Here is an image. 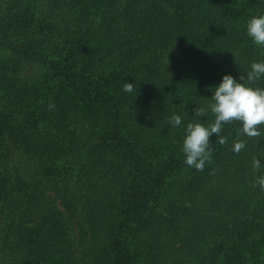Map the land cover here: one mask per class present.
<instances>
[{"label":"trees","instance_id":"obj_1","mask_svg":"<svg viewBox=\"0 0 264 264\" xmlns=\"http://www.w3.org/2000/svg\"><path fill=\"white\" fill-rule=\"evenodd\" d=\"M259 13L264 0H0V264H74L69 252L89 242L80 199L84 191L92 192L86 190L91 186L79 185L78 177L91 174L99 163L117 167L116 192L108 195L111 205L120 202L121 211L108 244L111 264H142V255L129 243L160 205L168 184L182 172L212 171L220 150L241 136L240 141L249 139L239 145L238 168L248 193L236 195L234 214L218 216L212 210L199 216L195 229L188 226L190 217L183 231L188 227L194 233L190 248L196 254L175 264H257L264 238V189L257 183L264 176V122L254 135L239 120L223 122L210 137L204 170L185 163L182 144L190 43L203 50L201 34L215 36L217 24L228 23L219 28L220 48L211 53L209 66L223 67V53H229L236 58L232 74L247 73L252 61L264 60V46L246 31L248 19ZM28 69L36 72L29 81L38 78L43 94L21 131L8 90L23 82L15 80ZM161 71L170 90L166 112L182 117L180 125L166 129L165 146L141 142L127 109L149 74ZM126 81L134 83V92L124 90ZM251 83L264 87V75ZM50 131L49 150L31 158L20 141L32 132ZM96 180L104 181L100 175ZM189 188L184 184L181 199Z\"/></svg>","mask_w":264,"mask_h":264},{"label":"rangeland","instance_id":"obj_2","mask_svg":"<svg viewBox=\"0 0 264 264\" xmlns=\"http://www.w3.org/2000/svg\"><path fill=\"white\" fill-rule=\"evenodd\" d=\"M227 26L228 23L217 24L219 28ZM219 28L215 36L201 34L200 42L204 45L203 50H199L196 45L190 43L189 56L184 73V80L188 79L186 75L190 74L191 76V84L188 83L185 90V130L190 122L199 121L208 125L214 122L215 113L210 108L212 103L211 95L212 91H214L212 87L220 82L222 75L227 72L228 68L231 74L235 72L233 68H235L236 58L229 53H223V55L227 56V58L224 57L226 61L223 67L211 68L209 66L212 63L211 53L218 51L220 48L216 41L220 34ZM164 38L169 43L165 36ZM149 49H154L152 44ZM151 52L149 51L147 54L145 64L148 63ZM164 55L165 63L167 64V51L164 52ZM130 74L128 71L127 75L131 80ZM29 75L34 78L36 72L28 69L26 73L15 80V82L20 80L23 82L8 90L11 91L10 101L12 106H14L12 108L17 113V128L21 129V131H25L28 128L31 122V113L42 101L43 91L40 89L42 83L38 81V78L35 82L29 81L31 80ZM208 75H213V78L208 80ZM3 94L4 92H1L0 96L2 97ZM169 97L170 90L167 77L164 71H161L150 73L146 84L137 92L135 91L134 95L129 99L130 105L127 106L128 115L132 118L133 126L137 127L138 134L143 135L142 138L144 140L141 142L153 143L160 141L163 143L162 146L166 145V129L171 127L170 115L166 112ZM5 105L10 107L9 103H5ZM196 108H203L204 112H195ZM51 135V131L39 134L32 132L20 142L29 151L31 158L44 156L49 150H46V148L51 143L49 140ZM241 137L237 142L235 138L228 141L227 147L220 150V155L217 154L218 161L215 163L218 166L216 165V168L213 166L212 171H195L194 169V172L191 173L182 172L179 174L180 176L168 184L160 205L137 226L131 237L130 248L138 253L139 257L142 255L140 263L175 264L178 258L189 259L194 257L196 252L190 248V241L194 237V233L188 227L186 231H183L185 223L187 224L190 217L192 224L189 223L188 226L195 229L200 220L199 216L202 217L207 212L213 210L218 216L235 213L234 202L236 195L248 193L245 189L246 182H244L242 174L238 171L241 162L239 152L242 150L239 147L235 148V144L237 146L242 144L243 146L248 143L249 139L240 141ZM56 143H58L57 140ZM56 143H53L52 147L56 146ZM109 161L117 166L116 161H111V159ZM99 164L92 166L91 174L84 175L85 173H83L80 176L81 178L78 177L80 179L79 185L84 187L91 186L87 187L86 190L92 192L86 193L84 191L83 197L80 199L81 201L84 200L82 207L87 210L83 216L89 242L80 245L77 243L76 247L69 252V260L74 264H111L108 244L121 219V211L120 202L118 201L115 203L116 205H111L108 195L116 192V187L115 185L112 187V182L114 181L113 176H116L117 167L114 170L104 167L103 165L105 164H100L104 169L103 171ZM211 164L213 165L214 163ZM69 174L75 173L71 169ZM96 175H100L104 181L96 184ZM40 176L39 174V178ZM183 178L190 179V181H182ZM75 179L77 178L74 176L73 180L75 181ZM106 180L107 183L105 184ZM94 183L95 187H92ZM181 184L182 188L184 184L190 186L188 189L190 192L183 199L179 197L182 189ZM181 201L182 203H180ZM173 203L180 204L179 208L169 209ZM262 243L255 259L257 264H264V238Z\"/></svg>","mask_w":264,"mask_h":264},{"label":"clouds","instance_id":"obj_3","mask_svg":"<svg viewBox=\"0 0 264 264\" xmlns=\"http://www.w3.org/2000/svg\"><path fill=\"white\" fill-rule=\"evenodd\" d=\"M246 31L256 45L264 46V13L252 15L247 21ZM261 75H264V60H254L247 73H240L239 76L225 73L218 84L211 86L214 91L210 108L215 113V120L210 125L199 121L187 124L182 144L187 165L204 168L206 160L210 158V137L220 131L223 122L234 118L242 122L246 133L256 134L255 126L264 122V87L254 86L251 82ZM123 87L125 91L132 92L134 83L126 81ZM195 112L203 113L204 109L196 108ZM181 121L179 114L170 117V123L174 126L180 125ZM253 164L258 166L259 160H254ZM257 183L264 189V176L258 177Z\"/></svg>","mask_w":264,"mask_h":264}]
</instances>
